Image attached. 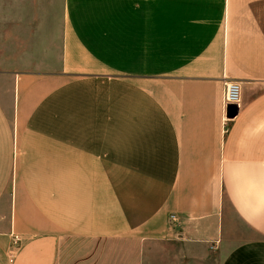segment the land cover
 Segmentation results:
<instances>
[{
  "label": "crops",
  "instance_id": "crops-1",
  "mask_svg": "<svg viewBox=\"0 0 264 264\" xmlns=\"http://www.w3.org/2000/svg\"><path fill=\"white\" fill-rule=\"evenodd\" d=\"M62 4L59 68L0 78V264H264V0Z\"/></svg>",
  "mask_w": 264,
  "mask_h": 264
},
{
  "label": "rangeland",
  "instance_id": "rangeland-1",
  "mask_svg": "<svg viewBox=\"0 0 264 264\" xmlns=\"http://www.w3.org/2000/svg\"><path fill=\"white\" fill-rule=\"evenodd\" d=\"M63 20L62 0H0L2 92L7 89L4 78L10 73L42 74L59 68ZM233 221L237 219L233 217ZM72 248L68 242L62 246L61 253L70 257L69 260L61 258L63 264H77ZM175 249L169 243L163 247L150 242L145 245L144 253L138 250L133 254L132 251L125 254L114 251L113 256L110 252L107 256L101 252L98 260L99 264H111V258L113 264H176L170 260V253L179 250Z\"/></svg>",
  "mask_w": 264,
  "mask_h": 264
},
{
  "label": "built area",
  "instance_id": "built-area-1",
  "mask_svg": "<svg viewBox=\"0 0 264 264\" xmlns=\"http://www.w3.org/2000/svg\"><path fill=\"white\" fill-rule=\"evenodd\" d=\"M242 102V85L237 81H228L225 83L224 103L225 105H237ZM171 219L176 220V215H171ZM22 238L19 234L13 233L11 237V247L18 248L21 244ZM10 260H14L12 254Z\"/></svg>",
  "mask_w": 264,
  "mask_h": 264
},
{
  "label": "water",
  "instance_id": "water-1",
  "mask_svg": "<svg viewBox=\"0 0 264 264\" xmlns=\"http://www.w3.org/2000/svg\"><path fill=\"white\" fill-rule=\"evenodd\" d=\"M237 110H238L237 105H235V106H234V109H232V110H231V108H230V110H229L230 115H231V116L235 115V114L237 113Z\"/></svg>",
  "mask_w": 264,
  "mask_h": 264
}]
</instances>
